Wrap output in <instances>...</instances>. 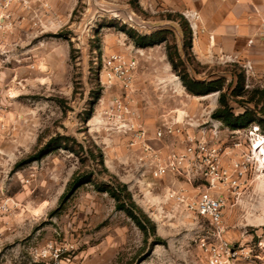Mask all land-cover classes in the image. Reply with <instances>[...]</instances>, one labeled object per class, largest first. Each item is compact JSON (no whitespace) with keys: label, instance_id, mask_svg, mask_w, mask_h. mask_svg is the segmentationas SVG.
<instances>
[{"label":"rangeland","instance_id":"374dc122","mask_svg":"<svg viewBox=\"0 0 264 264\" xmlns=\"http://www.w3.org/2000/svg\"><path fill=\"white\" fill-rule=\"evenodd\" d=\"M15 9L0 35V264H210L217 242L187 209L190 184L173 175L141 180L134 135L143 128L153 137L164 119L184 112L199 123L221 121L231 153L233 129L213 116L222 95L231 113L250 119L239 140L249 143L252 125L264 133V43L225 63L216 53L202 63L183 15L145 12L138 0H32L30 9ZM128 12L157 30L138 33L123 20ZM131 33L163 42L140 48ZM252 39L241 46L256 48ZM117 56L136 62L130 87L110 77L106 62ZM184 75L221 88L191 94ZM252 166L248 188L262 195L226 212V239L244 255L252 251L253 261L236 264H264L256 249L264 238V172ZM111 190L146 231L118 209Z\"/></svg>","mask_w":264,"mask_h":264},{"label":"built area","instance_id":"2783aa9c","mask_svg":"<svg viewBox=\"0 0 264 264\" xmlns=\"http://www.w3.org/2000/svg\"><path fill=\"white\" fill-rule=\"evenodd\" d=\"M18 4L30 9L32 0H0V35L3 29L1 22L4 23L5 19L13 16ZM189 18L199 19L196 14H191ZM258 35L264 38V25ZM252 44L253 39L249 45ZM107 63L114 69L110 77L118 78L126 87H130V73L135 69L136 62L130 59L124 61L117 56L111 57ZM246 68L251 70L253 65L249 63ZM114 105L119 110L124 109L119 100L115 101ZM127 126L129 130L134 129V126ZM222 127L224 128V125L219 120L210 119L199 123V120L183 112L181 119L179 116L164 119L153 137L143 128L135 131L134 137L143 153L141 180H159L167 175L186 179L190 184L189 188L183 190L188 193L187 209L191 215H196L204 224L210 225L216 238L217 246L210 249L209 263L236 264L241 258L253 261L249 257L252 251L244 255L242 248L233 246L226 239V212L229 209L238 210L254 201V197L250 196L254 187L248 188V174L255 164L259 172H264V164L261 158L256 156V152L257 155L262 153V150L257 151V144L261 143L264 148V133L259 125H252L249 131L247 130L250 136L247 143L238 138L243 132L241 129H227L231 133L234 149L229 153L226 143L223 142ZM192 128L196 129L194 133ZM155 140L161 142V148L149 144ZM227 160L229 164H226ZM1 234L0 230V240ZM256 249L264 251V238H260Z\"/></svg>","mask_w":264,"mask_h":264},{"label":"crops","instance_id":"0c3cea01","mask_svg":"<svg viewBox=\"0 0 264 264\" xmlns=\"http://www.w3.org/2000/svg\"><path fill=\"white\" fill-rule=\"evenodd\" d=\"M138 1L145 12L183 15L193 30L195 39L192 50L202 63L207 62L214 53L222 57L225 63L226 59L258 52L259 46L264 43V38L258 35L264 25V0ZM191 14H196L199 19H190ZM248 38H253L256 48L241 46ZM255 192L253 190L250 196L256 198L257 202V197L262 194L255 195Z\"/></svg>","mask_w":264,"mask_h":264},{"label":"trees","instance_id":"16d2710c","mask_svg":"<svg viewBox=\"0 0 264 264\" xmlns=\"http://www.w3.org/2000/svg\"><path fill=\"white\" fill-rule=\"evenodd\" d=\"M177 15L178 16L176 17L179 18L180 15L179 14ZM131 36L136 38L137 35H133L131 33ZM162 42H163V39L162 40L158 39L157 35H153L151 37L137 36L136 38V45L137 47H140V48L151 47V46L157 45ZM182 78H183V81L186 85L188 92L194 95L205 96V95H208L209 93L218 91L221 88L219 87V84H220L219 82L206 85V84L192 82L186 75H184ZM220 104H221V108L217 110L216 113H214L213 115L214 118L222 120L223 122H225V124H227V126L231 127L232 129L244 128L250 124V119L247 115L244 114L242 116L236 117L233 113L230 112L225 102L224 95H222ZM79 183L80 182L74 183L73 186L78 187L80 186L78 185ZM109 192L112 195V197H114L118 201V205H117L118 209L121 211H124L130 218L134 220V222L137 223V225L142 230L146 231L147 228L142 223V220L140 219V217H138L135 211L132 208L128 207L127 204L124 203V201L121 199V193L118 192L117 190H111Z\"/></svg>","mask_w":264,"mask_h":264},{"label":"water","instance_id":"95a60500","mask_svg":"<svg viewBox=\"0 0 264 264\" xmlns=\"http://www.w3.org/2000/svg\"><path fill=\"white\" fill-rule=\"evenodd\" d=\"M123 20L126 24L136 29L137 32L142 34L143 36H150L153 34V32H155V30H157L156 27L152 26L151 23L146 22L139 16H136V14H134L133 12H128Z\"/></svg>","mask_w":264,"mask_h":264},{"label":"bare ground","instance_id":"6f19581e","mask_svg":"<svg viewBox=\"0 0 264 264\" xmlns=\"http://www.w3.org/2000/svg\"><path fill=\"white\" fill-rule=\"evenodd\" d=\"M256 148L258 149L257 151L262 150V151H261L262 153H259L258 155H257V152H256V156H257V157L259 156V157L261 158V160H262V164H264V148H263V146L261 145V143H258L257 146H256Z\"/></svg>","mask_w":264,"mask_h":264}]
</instances>
